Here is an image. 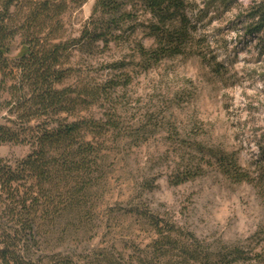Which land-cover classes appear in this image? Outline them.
<instances>
[{
	"label": "trees",
	"instance_id": "1",
	"mask_svg": "<svg viewBox=\"0 0 264 264\" xmlns=\"http://www.w3.org/2000/svg\"><path fill=\"white\" fill-rule=\"evenodd\" d=\"M87 1L0 0V144L29 149L0 159V264H264V252L213 247L149 206L130 210L150 238L134 253L81 245L94 228L91 197L107 180L108 158L126 140L146 142L164 127L156 109L122 121L118 89L131 80L123 71L127 59L101 63L98 54L114 43L128 44L144 68L180 56L205 60L208 38L199 28L212 11L238 2L205 0L200 8L195 0H95L72 35L65 16ZM248 7L246 33L259 36L264 53V0ZM139 30L154 40L150 47L133 40ZM210 62L219 69L215 58ZM90 67L106 70V80L84 72ZM185 146L187 168L178 183L195 176L208 156L226 177L264 192V144L249 168L234 152Z\"/></svg>",
	"mask_w": 264,
	"mask_h": 264
},
{
	"label": "rangeland",
	"instance_id": "2",
	"mask_svg": "<svg viewBox=\"0 0 264 264\" xmlns=\"http://www.w3.org/2000/svg\"><path fill=\"white\" fill-rule=\"evenodd\" d=\"M204 1L195 0L200 8ZM94 2L67 12L66 28L72 35L89 18ZM253 2L238 0L204 20L199 31L208 38L205 60L180 56L144 68L136 64L139 57L128 44L114 43L98 54L101 63L127 59L123 71L131 80L125 90L118 89V105L125 108L122 121L133 123L141 113L156 109L161 110L164 127L146 142L126 140L106 161L107 180L91 197L94 228L81 237L85 250L113 244L131 254L144 247L150 241L148 232L130 210L149 206L213 247L236 245L264 252V192L258 193L248 181L226 177L215 163L209 164L208 156L195 176L177 182L187 168L188 142L234 152L245 168L258 159L264 144V53L259 51V36L246 33L245 16ZM133 40L146 47L154 42L142 30ZM213 58L218 70L212 68ZM84 72L100 81L108 77L99 67ZM93 111L100 116L102 109ZM28 152L24 145L0 144V159Z\"/></svg>",
	"mask_w": 264,
	"mask_h": 264
}]
</instances>
